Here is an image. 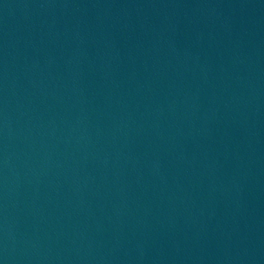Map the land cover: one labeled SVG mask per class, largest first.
<instances>
[{
	"label": "water",
	"instance_id": "obj_1",
	"mask_svg": "<svg viewBox=\"0 0 264 264\" xmlns=\"http://www.w3.org/2000/svg\"><path fill=\"white\" fill-rule=\"evenodd\" d=\"M0 264H264V0H0Z\"/></svg>",
	"mask_w": 264,
	"mask_h": 264
}]
</instances>
